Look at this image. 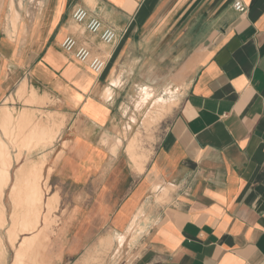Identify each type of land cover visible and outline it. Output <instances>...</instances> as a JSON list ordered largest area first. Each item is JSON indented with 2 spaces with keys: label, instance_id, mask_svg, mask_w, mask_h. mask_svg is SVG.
I'll list each match as a JSON object with an SVG mask.
<instances>
[{
  "label": "crops",
  "instance_id": "1",
  "mask_svg": "<svg viewBox=\"0 0 264 264\" xmlns=\"http://www.w3.org/2000/svg\"><path fill=\"white\" fill-rule=\"evenodd\" d=\"M236 1L0 0L1 130L14 127L17 146L29 144L28 130L30 144L53 137V150L28 159L47 162L50 209L61 195L60 208L74 209L79 185L75 209L116 237L143 211L129 264H264V0H239L246 12ZM80 49L101 58L102 71L79 60ZM170 91L179 104L153 153L137 138L123 151L128 115L146 107L137 99L165 109ZM25 154H10L4 208L9 188L37 176L25 162L12 171ZM8 242L0 233V264H15Z\"/></svg>",
  "mask_w": 264,
  "mask_h": 264
},
{
  "label": "rangeland",
  "instance_id": "2",
  "mask_svg": "<svg viewBox=\"0 0 264 264\" xmlns=\"http://www.w3.org/2000/svg\"><path fill=\"white\" fill-rule=\"evenodd\" d=\"M176 95V92H169L168 98L166 99L168 104L165 109H160V106H158V103L155 101L156 99H152V103L148 104L147 102H151V99L144 102V100L139 97L137 99V101H139L138 104L134 102V104L138 106L146 105V107L143 108L144 106H141L143 110L138 113L140 115H137V112L136 115H131L132 112L128 115L132 117L135 122L131 127H126L125 130H121L124 139V145L121 148L123 151L126 150L128 152L129 143L133 138H137L140 145L139 150L141 152L153 153L159 140L169 126L179 104V96ZM150 104H152V109L154 110L151 116L148 114L149 112H146L150 111V108H148ZM142 118H144V120H141ZM149 120L152 121L147 125V121ZM1 127L0 125V137L4 135V141L6 143V138L11 136L6 135L4 130H1ZM28 131V136H26L24 140L25 142H27L28 137H32L30 133L32 130ZM11 138H13L12 141L14 143L9 140L12 145L6 144L9 153L14 157V154L26 153L23 161L14 162L12 171H16L24 162V165H36L34 171L38 170V172H35V175H37L35 179H38L37 187H39L40 193H42V198L37 208L40 212V222L38 226L33 230L25 232L18 230L17 238L11 240L8 232L12 225V215L15 211L20 215L23 211L27 210L28 201L25 197L33 186L35 179L33 176L24 177L25 185L21 187L23 191L20 192V198H15L13 196L15 192L13 189L11 192L10 188L6 191L3 198V203L6 207L4 208L5 224L2 223L1 225L0 223V233L3 234V238L6 236L8 237L10 258L16 254V246H18L19 241L36 235L34 243L25 249V264H53L52 259L50 261L48 258L49 254L51 258H55L56 264H129L134 260L138 249L135 242L131 245L128 241L129 237L132 236L130 231L127 233L125 231L122 234L118 233L117 237L119 240L115 238L116 236H112V231L109 232L108 235H104L103 232L101 233V231H98L94 225H91L89 220L86 221L87 211L75 209L76 197L78 199L80 198L79 194H77L81 189L79 185H74L72 189H70V186L66 188L67 191H69V189L72 191V206L74 204V209L60 208V206H66L62 201V195L61 199L59 196H56V205H58V208L56 210L50 209L52 204H55V198L50 204L49 197L51 196L52 190L48 187V180L42 176V168H44L42 165L47 164V162H36L28 159H32L33 155L42 152L41 150L45 148L47 149L42 153H48L53 150L54 147L51 144L49 145L53 137H48L46 140L44 139L42 141L38 137L37 140L40 142L39 144H25L21 146H17L16 137ZM70 199L71 197L69 196V200ZM67 206H70L69 202Z\"/></svg>",
  "mask_w": 264,
  "mask_h": 264
},
{
  "label": "bare ground",
  "instance_id": "3",
  "mask_svg": "<svg viewBox=\"0 0 264 264\" xmlns=\"http://www.w3.org/2000/svg\"><path fill=\"white\" fill-rule=\"evenodd\" d=\"M3 127H4V133L6 135H9V136L16 135L17 131H14L15 130L14 127H10L9 125L7 126L6 124ZM40 133L45 134V131H42ZM18 135H19V132L17 133L16 136H18ZM29 141L31 142V138H29ZM30 142H28V143L30 144ZM11 164H12L11 155L8 151V148H7L4 140L0 137V198L2 196V187L6 183V178L8 177L9 168L11 167ZM32 169H35V166H34V168L32 166L31 170ZM37 180L38 179H35L33 186L31 187L29 193L27 192L28 194L25 197V199L28 201L27 210L23 211L20 215L17 214V211H15V213L12 215V225H11L9 232H8L11 240H15L17 238L18 230H21L24 232L29 231V230H33L34 228H36L38 226V224L40 222V212L37 208L39 207L38 203H39L40 199L42 198V193H40V189H39V187H37V183H36ZM16 188L17 187H15L13 189L15 191L13 193V196L15 198H17V197L20 198L21 194H20V192H16L17 191ZM21 199H22V197H21ZM141 213H143V211L140 210L135 215V217H134V219H133V221L129 227V230H128V232H129L133 228V226L136 225V229L133 232V238H132L133 241H135L138 238L139 234L144 232L146 225H147L146 223L141 221V216H142ZM0 223H1V225H2V223L5 224V211H4V207L2 204H0ZM139 230H140V233L138 232ZM35 239H36V235H33L32 237L24 238L21 241L20 247L16 252L15 264H25L24 259H23L24 250L26 249V247L32 245L34 243ZM116 239L119 240L118 237H116Z\"/></svg>",
  "mask_w": 264,
  "mask_h": 264
},
{
  "label": "built area",
  "instance_id": "4",
  "mask_svg": "<svg viewBox=\"0 0 264 264\" xmlns=\"http://www.w3.org/2000/svg\"><path fill=\"white\" fill-rule=\"evenodd\" d=\"M234 6L240 12H246L247 11L246 5L239 0L235 2ZM85 17H86V12L83 9H77L74 13L75 20H77L79 22H82L85 19ZM99 28H100V23L97 20H92L88 24V29L92 32H96ZM114 36L115 35H114L113 31L106 30L102 34V39L109 42V41L113 40ZM74 44H75V41L73 39L67 38L63 44V47L67 51H70V50H72ZM76 57L81 61H89L90 60L89 65L95 72H100L104 68L105 62L101 58H98V57L90 59V53L86 49H80L76 53Z\"/></svg>",
  "mask_w": 264,
  "mask_h": 264
}]
</instances>
